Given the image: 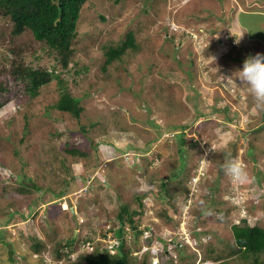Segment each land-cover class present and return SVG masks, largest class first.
<instances>
[{"label": "rangeland", "instance_id": "374dc122", "mask_svg": "<svg viewBox=\"0 0 264 264\" xmlns=\"http://www.w3.org/2000/svg\"><path fill=\"white\" fill-rule=\"evenodd\" d=\"M254 8L256 17L248 13ZM260 15L264 0H89L65 69L44 41L29 29L14 34L10 17L0 14V87L12 98L0 108V264H66L55 247L72 235L89 234L93 242L73 255L100 248L124 202L144 209L154 234L142 236L139 254L158 257L157 264L245 263L232 252V225L245 217L264 226V112L254 108L245 85L229 86L226 77L242 67L241 56L264 54ZM128 31L137 47L104 67L103 44L120 43ZM19 65L61 73L81 98L80 117L53 107L59 78L35 96L27 93L26 81L10 71ZM199 110L212 114L201 119ZM152 119L182 124L198 141L201 148L187 153L186 166L196 164L186 177L189 191L176 190L186 178L174 131ZM102 143L112 151L105 154ZM79 146L85 155L68 150ZM231 156L243 163L249 182L224 174ZM55 189L70 193L52 198ZM36 242L45 249L35 252Z\"/></svg>", "mask_w": 264, "mask_h": 264}, {"label": "trees", "instance_id": "16d2710c", "mask_svg": "<svg viewBox=\"0 0 264 264\" xmlns=\"http://www.w3.org/2000/svg\"><path fill=\"white\" fill-rule=\"evenodd\" d=\"M88 1L89 0H0V14L10 17L13 23L12 32L14 34H19L24 30L29 29L35 39L44 41L49 49L56 53V58L66 69L73 60L75 42L78 34V20L82 8ZM251 10L252 11L248 12L250 15H255V17L259 15V13L255 11L259 9L254 8ZM240 15H242V13ZM260 18H264V15H260ZM242 21L245 22L244 20ZM242 21L241 23H243ZM250 34L253 38H259L258 35L253 33ZM103 47L105 48L103 66L106 67L113 63L114 60L121 58L126 49L137 47L134 32L128 31L126 39L122 40L120 43H114L113 45L103 44ZM239 52L240 49H235V56L236 54H239ZM251 54V52H248L247 57ZM240 58H244L245 60V57L241 56ZM10 71L16 80L20 79L26 81L27 93L31 96L39 94L40 89L51 82L54 78H59V97L53 104V107L57 111L67 113L72 117H80L83 110L81 98L68 90L66 80L61 77V73H56L55 70L49 71L47 69H41L40 67L22 65L11 68ZM188 74L190 76L192 75L190 71ZM5 88L7 87H0V108L12 100L9 95H3L4 93L2 92ZM229 108L230 106L226 105L225 110ZM198 112V117H201V119H208L210 113L212 114V111L204 112L199 110ZM151 122L159 128L163 127L165 130L174 131L173 136H175L179 145V158L183 161L180 173L184 174V178L188 177V175L190 176V172L192 170L194 172L196 164L191 167L186 166L191 158L187 153L189 152L190 147L201 148L198 141L186 136V131L182 124L171 123L163 126L155 119H152ZM159 134H163L162 130ZM90 146L97 149V144L91 143L88 147ZM68 150L73 154L78 152L80 153V156L86 154L83 146L68 148ZM201 157L202 156L199 155V157L196 158L197 164L200 162ZM231 158L232 156L229 157V160ZM179 165L181 164L179 163ZM187 180L188 178H186L185 182L183 179L180 180L179 188L176 189L179 190V193L190 190V184ZM63 182L66 186L71 185L69 180L64 179ZM162 185L166 194H168L169 188L165 179H162ZM21 190L25 191L22 188ZM66 190L67 189H55L52 198L59 199L67 193H70ZM174 194L175 193H173L171 197L176 196V194ZM138 198L139 200L142 199L141 196H138ZM139 204L143 206L141 201H139ZM139 210H131L128 203H122L121 210L117 216L118 220L115 223L117 225L112 227L118 230L117 235L119 237L114 252H111L110 248L102 243V247L100 248L95 247L94 250L87 251L84 254L79 253L73 255L74 250L80 248L84 242L92 240V236L89 234L86 236L81 234L80 237H77L78 235H72L65 241L61 240L57 243L55 247L56 259L60 261L67 258L66 264H133L138 260H140V264H148L152 259L149 257L150 254L147 252L139 254L143 244L141 236L144 234V230L154 234V229L152 226H148L144 223L142 219V212H144V209L141 208ZM69 213L71 212L69 211ZM135 213L140 214L137 217H134L133 214ZM241 222L243 223H233L232 225L235 242V248L232 249V252H241V257L246 260L243 264H264V226L258 224L251 225L245 217L241 219ZM126 224H130L132 229L131 238L127 237V232H125L124 227ZM142 225H144L143 228H141ZM3 239L4 230L0 229V242H2ZM161 241L165 242L166 240L162 239ZM147 242H149L148 245H152L150 237L147 238ZM72 246H74V248ZM70 247L71 249H69ZM33 248L35 252H40L45 249L44 244L39 242L34 243ZM39 259L45 260L42 258Z\"/></svg>", "mask_w": 264, "mask_h": 264}, {"label": "clouds", "instance_id": "9594fccd", "mask_svg": "<svg viewBox=\"0 0 264 264\" xmlns=\"http://www.w3.org/2000/svg\"><path fill=\"white\" fill-rule=\"evenodd\" d=\"M213 58L215 59V57ZM226 80H227V85L229 86L232 85L233 81L237 83V80L239 81V83L237 84L245 85L254 100V108L258 111L264 112V54L256 53L255 55H249L243 61L242 67L237 69L233 76L226 77ZM112 132L114 133L116 132V130H112ZM100 149L105 154H108L112 151L111 145L107 143H102L100 145ZM221 167L223 169L224 174L228 176L230 180H232L235 183L244 184L249 182L251 179L245 166L239 160L236 159L227 160L222 164ZM127 226H130V224H126L124 229H126ZM112 227L109 228L107 227L106 229L107 233L109 230H111L115 232L116 236H118L117 235L118 230ZM105 236L107 237V235ZM102 240L105 246L108 245L107 243H104L105 241L104 239ZM87 242H90V244L87 246L91 247L93 245V242L91 240H88L82 244L84 246L83 249H86L85 246Z\"/></svg>", "mask_w": 264, "mask_h": 264}, {"label": "built area", "instance_id": "2783aa9c", "mask_svg": "<svg viewBox=\"0 0 264 264\" xmlns=\"http://www.w3.org/2000/svg\"><path fill=\"white\" fill-rule=\"evenodd\" d=\"M144 225H142L141 228H143ZM109 228V226H108ZM125 232H127V237L131 238V235H132V229L130 228V226H127L126 229H125ZM149 233V231L147 230H144V234L142 235L143 238H145L147 236V234ZM141 236V238H142ZM105 241H108L109 240V244H108V247L110 248L111 252H114L115 251V246L116 244L118 243L119 241V237L116 236L115 232L114 231H111L109 230L108 233H107V238H103ZM90 242H87L86 243V246L89 245ZM151 258L152 259V264H157L159 263V260H158V257L156 256H152Z\"/></svg>", "mask_w": 264, "mask_h": 264}, {"label": "crops", "instance_id": "0c3cea01", "mask_svg": "<svg viewBox=\"0 0 264 264\" xmlns=\"http://www.w3.org/2000/svg\"><path fill=\"white\" fill-rule=\"evenodd\" d=\"M264 46V45H263Z\"/></svg>", "mask_w": 264, "mask_h": 264}]
</instances>
